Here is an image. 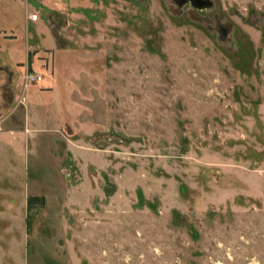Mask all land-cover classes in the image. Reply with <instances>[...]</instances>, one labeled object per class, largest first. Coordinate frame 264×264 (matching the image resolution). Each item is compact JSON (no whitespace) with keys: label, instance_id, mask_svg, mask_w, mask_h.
<instances>
[{"label":"rangeland","instance_id":"obj_1","mask_svg":"<svg viewBox=\"0 0 264 264\" xmlns=\"http://www.w3.org/2000/svg\"><path fill=\"white\" fill-rule=\"evenodd\" d=\"M209 1L0 0V264H264V0Z\"/></svg>","mask_w":264,"mask_h":264},{"label":"water","instance_id":"obj_2","mask_svg":"<svg viewBox=\"0 0 264 264\" xmlns=\"http://www.w3.org/2000/svg\"><path fill=\"white\" fill-rule=\"evenodd\" d=\"M180 4L186 2V0H178ZM190 3L195 6L196 8L203 9L206 7L211 6V2L209 0H190ZM224 31V30H223ZM225 32V31H224Z\"/></svg>","mask_w":264,"mask_h":264},{"label":"built area","instance_id":"obj_3","mask_svg":"<svg viewBox=\"0 0 264 264\" xmlns=\"http://www.w3.org/2000/svg\"><path fill=\"white\" fill-rule=\"evenodd\" d=\"M38 18V16L37 15H32V19H37ZM27 79L29 80V81H33V82H36V81H40L41 79H42V77L39 75V74H37V73H28L27 74Z\"/></svg>","mask_w":264,"mask_h":264},{"label":"crops","instance_id":"obj_4","mask_svg":"<svg viewBox=\"0 0 264 264\" xmlns=\"http://www.w3.org/2000/svg\"><path fill=\"white\" fill-rule=\"evenodd\" d=\"M13 132V131H12ZM0 135H2V137L1 138H4L5 136V138L6 139H10V140H13V136H11V133L10 132H6V134L5 133H1ZM12 135H17V134H12ZM17 137V136H16ZM18 139V138H17Z\"/></svg>","mask_w":264,"mask_h":264},{"label":"trees","instance_id":"obj_5","mask_svg":"<svg viewBox=\"0 0 264 264\" xmlns=\"http://www.w3.org/2000/svg\"><path fill=\"white\" fill-rule=\"evenodd\" d=\"M32 200H36V197H32L29 201V203H31Z\"/></svg>","mask_w":264,"mask_h":264}]
</instances>
